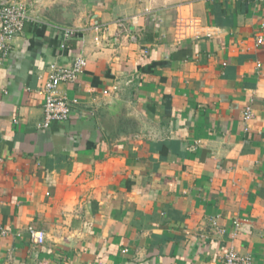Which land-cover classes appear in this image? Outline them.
Instances as JSON below:
<instances>
[{
  "label": "crops",
  "instance_id": "obj_1",
  "mask_svg": "<svg viewBox=\"0 0 264 264\" xmlns=\"http://www.w3.org/2000/svg\"><path fill=\"white\" fill-rule=\"evenodd\" d=\"M38 1L0 56V264H264V0H73L67 41Z\"/></svg>",
  "mask_w": 264,
  "mask_h": 264
},
{
  "label": "built area",
  "instance_id": "obj_2",
  "mask_svg": "<svg viewBox=\"0 0 264 264\" xmlns=\"http://www.w3.org/2000/svg\"><path fill=\"white\" fill-rule=\"evenodd\" d=\"M29 22H36L30 17L28 10V0H0V56L5 57L10 49L11 40L24 32L25 26ZM183 20L179 21L180 28ZM117 25L121 29H125V21L119 20ZM179 28V30H181ZM75 30L64 28L65 41L70 40L75 35ZM135 40V37H131ZM98 39H96L97 41ZM257 45L264 43L261 36L255 38ZM86 66L84 58L75 57L72 63L68 66L52 63L41 87V93L44 95L43 114L44 118L40 123L39 128H48L54 122L66 121L70 117L71 108L70 102L64 96L57 94L58 87L63 83H75L79 76L83 73ZM73 103H77L76 100ZM252 117L250 108H247L243 113L245 121ZM237 226V224H236ZM30 239L35 245L44 243V233L37 231L32 227L28 228ZM2 234H5L3 231ZM223 264H252V260L247 255H240L233 249H229L223 255Z\"/></svg>",
  "mask_w": 264,
  "mask_h": 264
},
{
  "label": "water",
  "instance_id": "obj_3",
  "mask_svg": "<svg viewBox=\"0 0 264 264\" xmlns=\"http://www.w3.org/2000/svg\"><path fill=\"white\" fill-rule=\"evenodd\" d=\"M43 1L36 2L31 14L40 15L64 28L77 29L79 10H76L73 0L58 1L50 0L47 4Z\"/></svg>",
  "mask_w": 264,
  "mask_h": 264
}]
</instances>
